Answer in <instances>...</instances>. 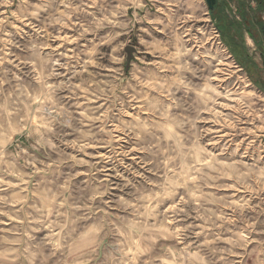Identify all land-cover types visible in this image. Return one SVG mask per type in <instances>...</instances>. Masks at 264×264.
<instances>
[{
	"label": "clouds",
	"instance_id": "clouds-1",
	"mask_svg": "<svg viewBox=\"0 0 264 264\" xmlns=\"http://www.w3.org/2000/svg\"><path fill=\"white\" fill-rule=\"evenodd\" d=\"M203 4L0 0V264H264V61Z\"/></svg>",
	"mask_w": 264,
	"mask_h": 264
},
{
	"label": "crops",
	"instance_id": "crops-1",
	"mask_svg": "<svg viewBox=\"0 0 264 264\" xmlns=\"http://www.w3.org/2000/svg\"><path fill=\"white\" fill-rule=\"evenodd\" d=\"M207 10L225 43L237 47L234 52L238 60L249 63L238 39L241 32L247 31L257 45L254 55L264 61V0H216L213 9Z\"/></svg>",
	"mask_w": 264,
	"mask_h": 264
},
{
	"label": "rangeland",
	"instance_id": "rangeland-1",
	"mask_svg": "<svg viewBox=\"0 0 264 264\" xmlns=\"http://www.w3.org/2000/svg\"><path fill=\"white\" fill-rule=\"evenodd\" d=\"M202 7L204 8V12L202 14V18L196 22L197 23V26H199V25H207L208 26V30L210 32L213 31V30H215L216 32L219 33V30H218L217 23H216L215 19L213 17H210L209 14H208L207 4H206L205 1H204V4L202 5ZM121 39L123 40L124 38L121 37ZM219 39L225 45H227L231 49L232 53L235 55L234 50L237 47H232V46L226 44L225 43L226 42L225 41V38L223 36H221L220 34H219ZM134 45L138 47L136 40L135 39H132L128 44H125L124 45V48L121 49V53L120 54L121 55H124L125 52H126V53H129V57H130L131 56V53H132V59L134 61L137 60V57L140 55V53L137 52L136 47H134ZM205 47L216 48L217 45L216 44H213L212 41H209V43L207 45H205ZM125 59H127V57H125ZM237 60H238V58H237ZM238 62H240L241 64H247L245 62H241L240 60H238ZM90 151H99L100 153H103L105 151V149H99V150L90 149Z\"/></svg>",
	"mask_w": 264,
	"mask_h": 264
},
{
	"label": "water",
	"instance_id": "water-1",
	"mask_svg": "<svg viewBox=\"0 0 264 264\" xmlns=\"http://www.w3.org/2000/svg\"><path fill=\"white\" fill-rule=\"evenodd\" d=\"M206 4H207V7L209 10H212L215 3H216V0H205Z\"/></svg>",
	"mask_w": 264,
	"mask_h": 264
}]
</instances>
